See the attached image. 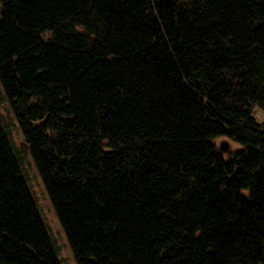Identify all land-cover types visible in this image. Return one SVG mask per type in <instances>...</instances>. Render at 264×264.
Instances as JSON below:
<instances>
[{"label": "trees", "instance_id": "1", "mask_svg": "<svg viewBox=\"0 0 264 264\" xmlns=\"http://www.w3.org/2000/svg\"><path fill=\"white\" fill-rule=\"evenodd\" d=\"M0 6V86L75 264H264V0ZM0 264H60L1 120Z\"/></svg>", "mask_w": 264, "mask_h": 264}, {"label": "rangeland", "instance_id": "2", "mask_svg": "<svg viewBox=\"0 0 264 264\" xmlns=\"http://www.w3.org/2000/svg\"><path fill=\"white\" fill-rule=\"evenodd\" d=\"M1 13V6H0ZM45 34L44 38L48 39ZM252 115L255 120L264 124V113L257 107L252 108ZM0 120L5 133L12 145L17 162L20 165L26 185L30 195L35 203L39 216L45 227L51 246L60 264H75L71 250L67 243L65 234L56 218L55 212L46 194L45 188L40 180L37 170L32 162L27 147L24 145L23 136L17 126L14 115L5 99L0 86ZM216 145H221L224 150V158H227L228 152H232L239 146L227 138H218Z\"/></svg>", "mask_w": 264, "mask_h": 264}, {"label": "water", "instance_id": "3", "mask_svg": "<svg viewBox=\"0 0 264 264\" xmlns=\"http://www.w3.org/2000/svg\"><path fill=\"white\" fill-rule=\"evenodd\" d=\"M24 145L26 146V144H25V143H24ZM26 147H27V146H26ZM221 147H222V146H221ZM221 149H222V150H224V148H223V147H222Z\"/></svg>", "mask_w": 264, "mask_h": 264}]
</instances>
